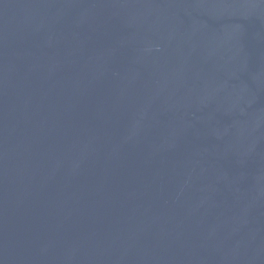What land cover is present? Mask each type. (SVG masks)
Returning <instances> with one entry per match:
<instances>
[{"label":"water","instance_id":"obj_1","mask_svg":"<svg viewBox=\"0 0 264 264\" xmlns=\"http://www.w3.org/2000/svg\"><path fill=\"white\" fill-rule=\"evenodd\" d=\"M0 264H264V0H0Z\"/></svg>","mask_w":264,"mask_h":264}]
</instances>
